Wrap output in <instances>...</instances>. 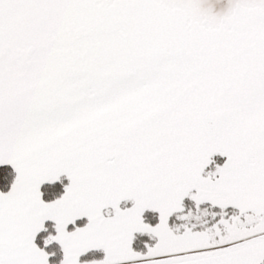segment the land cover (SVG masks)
Returning a JSON list of instances; mask_svg holds the SVG:
<instances>
[{"label":"snow or ice","instance_id":"6c2138e0","mask_svg":"<svg viewBox=\"0 0 264 264\" xmlns=\"http://www.w3.org/2000/svg\"><path fill=\"white\" fill-rule=\"evenodd\" d=\"M0 264H264V0H0Z\"/></svg>","mask_w":264,"mask_h":264}]
</instances>
